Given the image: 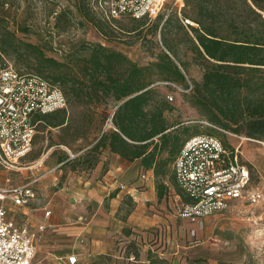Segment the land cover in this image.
Masks as SVG:
<instances>
[{
	"label": "rangeland",
	"instance_id": "obj_1",
	"mask_svg": "<svg viewBox=\"0 0 264 264\" xmlns=\"http://www.w3.org/2000/svg\"><path fill=\"white\" fill-rule=\"evenodd\" d=\"M176 1L168 0L157 19L136 21L127 16L114 21L107 20L95 0H0V45L8 30L15 33L20 42L40 45L48 56L62 62L75 53L89 56L83 50L85 46L103 45L125 54L141 66H147L157 61L160 53L168 52L165 48V42H168L176 64L187 76L184 84L156 85L160 96L171 108L165 114L169 126L179 132L184 141L196 135H211L228 147L240 146L243 161L253 176V187L264 189V140L237 136L213 127L190 100V88L202 81L204 72L193 50L197 35L183 26L176 11ZM199 1L185 0L182 17L197 24L200 21ZM204 1L206 8L216 14L215 21L204 20V24L213 26L222 37L233 42L246 38L254 40L264 35V0ZM86 6L89 12L85 10ZM172 9L175 13L167 19ZM93 17L106 24V32L95 26L91 21ZM3 55L20 73H37L36 61L27 57L24 50L20 55ZM68 98L70 130L47 128L38 122L32 151L21 161V171H6L0 167V188L32 183L37 192L36 202L23 208H12L11 213L15 220L28 226L36 235L35 264H48L52 255L69 252L72 242L68 236L63 232H40L39 222L47 211H54L50 202L56 193L71 178L89 171L85 160L93 155L87 156L97 137L102 131L113 129L114 103L108 107L109 110L106 106L91 108L99 116L87 131L78 126L85 123L84 111L88 106L71 95ZM101 115L109 118L105 124L101 123ZM62 142L65 144L59 145ZM71 154L78 155L73 160L75 162L66 164L63 172L62 168L55 170ZM161 181L174 186L170 176ZM174 205V211L169 209L172 220L165 217L164 224L150 226L141 232H129L125 228L120 234L129 232L127 239L115 238L116 254L92 259L89 264H151L150 254L157 260L156 264H264V201L259 205L239 201L224 213L197 221L182 218L179 203ZM130 208L132 205L123 211L124 217ZM135 252H140L139 259L135 258ZM129 254L131 257L127 258Z\"/></svg>",
	"mask_w": 264,
	"mask_h": 264
},
{
	"label": "trees",
	"instance_id": "obj_2",
	"mask_svg": "<svg viewBox=\"0 0 264 264\" xmlns=\"http://www.w3.org/2000/svg\"><path fill=\"white\" fill-rule=\"evenodd\" d=\"M205 4L204 0L199 1V28L191 29L197 35L193 50L204 74L202 81L190 88V100L213 127L237 136L264 140V35L254 40L246 38L231 42L213 26L204 24V20H216L214 11L207 9ZM85 10L89 12L88 6ZM91 21L101 32L107 31L104 22H99L96 17ZM5 34L1 52L20 55L24 50L27 57L36 61L35 75L59 86L68 103L71 95L88 106L89 110L84 111L85 123L78 126L82 130L88 131L87 127L99 116L95 109L106 106L109 110L114 103L113 129L102 131L87 154H93L85 160L90 169L98 165L103 152L109 149L129 162L141 161L145 172L153 170L158 180L160 200L182 194L176 183L174 164L185 145L201 135L184 141L179 132L169 126L165 116L171 108L160 96L156 85L177 86L174 83L187 82V76L170 53L168 42H165V48L169 53L163 51L157 61L141 66L125 54L103 45L85 46L83 50L89 56L75 53L62 62L48 56L40 45L22 43L8 30ZM93 106L95 109L92 110ZM108 119L101 115L102 124ZM38 122L52 129L67 128L69 131L71 128L68 108L38 115L34 123L37 125ZM62 144L65 143L59 145ZM67 161L62 164L75 162ZM169 176L173 187L161 181ZM127 256L131 257L130 254ZM134 256L139 259L140 252H135ZM148 258L151 264L157 263L151 254Z\"/></svg>",
	"mask_w": 264,
	"mask_h": 264
},
{
	"label": "built area",
	"instance_id": "obj_3",
	"mask_svg": "<svg viewBox=\"0 0 264 264\" xmlns=\"http://www.w3.org/2000/svg\"><path fill=\"white\" fill-rule=\"evenodd\" d=\"M167 1L100 0L98 6L108 20L129 16L140 21L157 19ZM175 6L190 33L192 28H199L192 20L182 17L185 0H177ZM174 11L168 13L167 19ZM67 108L68 100L59 86L41 76L20 73L0 51V167L6 171H21L20 163L32 151L37 133L35 118ZM240 149V146L227 147L220 139L206 135L196 136L185 145L174 164L176 183L182 191L174 197L179 202L182 218L197 221L224 213L239 201L252 205L264 201V189L253 187L251 170L244 163ZM77 157L71 154L68 161ZM37 198L32 183L0 188V264H35L36 235L11 213L12 208L29 206ZM51 217L52 212L47 211L45 218ZM47 229V224L39 225L40 232ZM47 263L79 264V258L52 255Z\"/></svg>",
	"mask_w": 264,
	"mask_h": 264
},
{
	"label": "crops",
	"instance_id": "obj_4",
	"mask_svg": "<svg viewBox=\"0 0 264 264\" xmlns=\"http://www.w3.org/2000/svg\"><path fill=\"white\" fill-rule=\"evenodd\" d=\"M63 165L55 170L62 168L63 172ZM55 196L57 199L50 202L53 216L46 219L44 215L39 225L47 224V233H65L72 242L69 252L56 255H77L79 264L113 256L115 238L127 239L130 231L141 232L164 224L165 217L170 218L169 209L174 211V203H179L176 197L159 199L153 170L145 172L141 161L129 162L109 149L96 167L71 178ZM129 205L132 208L124 217L123 211ZM125 228L129 232L120 234Z\"/></svg>",
	"mask_w": 264,
	"mask_h": 264
}]
</instances>
